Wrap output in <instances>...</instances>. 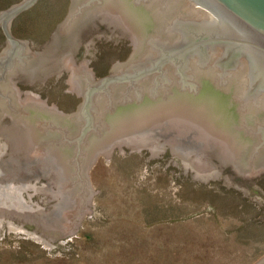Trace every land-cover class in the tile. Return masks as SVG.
<instances>
[{
    "label": "water",
    "instance_id": "water-1",
    "mask_svg": "<svg viewBox=\"0 0 264 264\" xmlns=\"http://www.w3.org/2000/svg\"><path fill=\"white\" fill-rule=\"evenodd\" d=\"M0 28V232L77 238L97 215L88 172L119 146L198 175L264 172V124L248 118L264 111V0H22ZM238 121L258 144L235 139Z\"/></svg>",
    "mask_w": 264,
    "mask_h": 264
},
{
    "label": "rangeland",
    "instance_id": "rangeland-1",
    "mask_svg": "<svg viewBox=\"0 0 264 264\" xmlns=\"http://www.w3.org/2000/svg\"><path fill=\"white\" fill-rule=\"evenodd\" d=\"M22 0H0V10ZM114 149L88 172L97 215L58 250L12 232L3 220L0 264H254L264 256V172L235 166L198 175L184 158Z\"/></svg>",
    "mask_w": 264,
    "mask_h": 264
},
{
    "label": "flooded vegetation",
    "instance_id": "flooded-vegetation-1",
    "mask_svg": "<svg viewBox=\"0 0 264 264\" xmlns=\"http://www.w3.org/2000/svg\"><path fill=\"white\" fill-rule=\"evenodd\" d=\"M180 6V5H179ZM173 7H175V5L174 4H171V8H173ZM103 10H105V9H96L94 12L93 11H91V10H87L86 12H83V15L81 16L80 15V17L81 18H89L92 14H96V13H101V11L103 12ZM94 14V15H95ZM108 17H110V18H113L110 14H108ZM109 18V19H110ZM153 27V28H152ZM1 29V28H0ZM151 30L148 32V34H158L157 33V29H159V27H158V24H155L154 26H151V28H150ZM154 29V30H153ZM159 31H160V29H159ZM158 31V32H159ZM134 34L136 35V33L134 32ZM135 39L133 40V44H134V41L136 40V39H138L137 38V35L134 37ZM171 37H170V34L168 35V39H170ZM134 49V48H133ZM5 50V49H4ZM3 53V52H2ZM1 53V54H2ZM131 55H132V53H131ZM130 55V56H131ZM143 55H144V53H143ZM130 58V57H129ZM85 62V67H88L87 65H89V61L88 60H85L84 61ZM89 70V69H88ZM91 73H93V75H94V78H95V75H97L96 74V72L94 73V72H92L91 70H89ZM235 84H233V85H225L224 87H229V89H230V93L232 94V96H237L238 97V94H237V92H236V89H235ZM228 103V102H227ZM231 104H232V106H231V108L230 107H227L226 108V110H228L229 111V115H231V118H232V116H234V117H236L237 118V120L242 116L241 115V104L240 103H237L236 102V104L235 103H233V102H230ZM256 116H257V118H253V117H248L249 119H250V123L249 124H252V125H255V126H257L258 124H264V111H261V112H257V114H256ZM231 129H237V131H236V133H235V135H238V137L237 138H235V139H237L238 141H239V139H240V137L239 136H241V137H245V138H249V139H251V140H253L255 143L254 144H258V136L260 135V134H255V133H247V132H244V129H243V125L241 124V123H239V121L238 122H236V123H234V124H232L231 126ZM235 137V136H234ZM254 144H251L250 146L251 147H249L247 150H246V152H248V153H251L252 151H254ZM237 151H236V153H239V152H242V154H244V152H245V150H244V148H242L243 147V145H242V143L241 142H239V143H237ZM263 153H264V150L262 151ZM208 153V152H207ZM232 154H234V152H232ZM258 163L260 164V163H262V164H264V160H262V162H260V160L258 161Z\"/></svg>",
    "mask_w": 264,
    "mask_h": 264
}]
</instances>
